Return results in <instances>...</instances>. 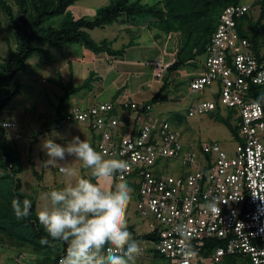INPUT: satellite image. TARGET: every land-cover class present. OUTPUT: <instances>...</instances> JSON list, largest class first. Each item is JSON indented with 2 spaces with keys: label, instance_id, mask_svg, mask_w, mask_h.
Returning a JSON list of instances; mask_svg holds the SVG:
<instances>
[{
  "label": "built area",
  "instance_id": "2783aa9c",
  "mask_svg": "<svg viewBox=\"0 0 264 264\" xmlns=\"http://www.w3.org/2000/svg\"><path fill=\"white\" fill-rule=\"evenodd\" d=\"M250 10L239 4L222 11L202 72L188 87L191 95L210 99L192 102L187 117L219 114L229 120L232 148L217 140L185 139L154 112L156 105L121 98L73 104L56 124H85L106 159L128 162L112 182L134 190L136 212L146 226L142 232L135 227L143 247L138 260L158 255L174 264H223L236 257L240 264H264V105L256 103V90L264 89V49L255 54L237 28ZM166 69L155 65L156 77L163 78Z\"/></svg>",
  "mask_w": 264,
  "mask_h": 264
},
{
  "label": "rangeland",
  "instance_id": "374dc122",
  "mask_svg": "<svg viewBox=\"0 0 264 264\" xmlns=\"http://www.w3.org/2000/svg\"><path fill=\"white\" fill-rule=\"evenodd\" d=\"M13 8L16 19L19 16V7L14 0H7ZM111 0H82L75 3L68 9V12L72 13L75 18H80L84 15L93 17L92 11L97 8L106 6ZM136 1V0H132ZM157 0H142L144 4L153 5ZM261 0H242V4H249L254 6L249 12V16L254 20L260 18L261 6L257 5ZM65 14L51 18L46 21L45 27H58L63 21ZM148 18H138L135 22L139 25ZM151 21L148 19L146 22ZM150 23V22H149ZM146 24V23H145ZM264 25V19L262 20ZM247 22H244V27L247 29ZM147 27V26H146ZM152 33H155L156 37L151 39L149 32H145L140 37L132 41L128 54L133 56L131 58L138 63L143 62V65L136 66H119L115 65L105 74H101V81L96 80L93 74V65L89 62L90 58L86 56V52L89 54L88 49L82 45L74 44L65 48H52L46 44L36 42L35 45L43 47L50 51L51 58L45 59L44 56L36 54L32 59L28 61V67L24 73L18 75L21 90L20 94L13 99L9 106L5 109L2 118L3 122H15L16 128L7 130V138L10 143L15 146L22 154V161L24 164L23 172L19 175L23 191L35 195L37 198V211L43 207L49 201L45 200L42 193L57 188L64 187L67 183H74L79 176H85L89 179L92 177L90 169L84 168L81 161L75 157L66 156L64 161L57 163L56 165H47L45 161L48 159L45 152L42 150L41 145L45 139H52L61 145L67 146L71 142L73 137H80L81 140H88L93 145V136L89 128L82 123L79 124H67L61 129H57L56 124L53 121L56 117L58 107L60 104V97L64 94L63 89L58 85L60 79L67 85L73 87L80 86L82 84L91 82L92 87H100L97 89L100 92L98 98H94V94L88 97L86 94L88 90H83L85 97L83 102L77 100V94L71 96L66 102V110L72 104H78L81 107L92 106L96 103L109 102L113 99L120 98L121 96L138 103H150L151 100L158 94L161 87L164 85L166 76L164 73L163 78L156 77V71L154 64H162L166 67L173 64L175 56L182 51L184 45L181 41L180 33H163L158 32V28L154 25ZM123 26H119L122 29ZM146 30V28H144ZM111 30L103 31V29H95L90 32L91 38L100 42L101 40H109L112 36ZM122 41L127 43L128 35L123 34ZM264 45V32L261 37ZM122 42L117 45V48H121ZM112 46V45H111ZM17 47L16 35L12 29L8 17L0 10V63L3 58L8 55L9 48L15 49ZM264 49V47L262 48ZM169 50L168 57L165 56L166 51ZM87 54V55H88ZM162 58H165V63L162 62ZM153 60V61H152ZM153 65H150V62ZM69 62H71L69 64ZM197 63L199 64L200 62ZM125 69V70H123ZM193 66L189 65L183 68V72L187 77L181 79L179 74H169L168 83L164 89L161 100L162 102L156 104L155 113H161L166 116L185 137V139H202V140H217L226 146L232 148V130L227 124L221 121H217L215 116L208 115L203 117L188 118L186 114L187 107L192 102L202 101L210 99L207 95L201 93L198 95H191L187 90L192 80L193 73H200ZM179 71H182L179 70ZM181 72V74H184ZM142 73V74H140ZM173 76L175 78H173ZM183 78V77H182ZM100 82L94 83V82ZM141 82L145 84L141 85ZM172 87H181L180 89H172ZM103 88V89H101ZM102 90H104L102 92ZM182 91V95H179V91ZM97 92V93H98ZM120 93V94H119ZM118 94V95H116ZM116 95V96H115ZM127 95V96H125ZM130 96V97H128ZM86 97L89 98L88 102ZM95 100H94V99ZM173 120H177L175 123ZM60 164L70 165L77 169L78 176L73 178L65 177L58 171ZM3 171L0 169V174ZM37 173V175L35 174ZM103 187L111 188L114 185L112 180L101 181ZM130 186V185H129ZM131 187V186H130ZM133 189V188H132ZM136 196L134 190L132 193V200L127 210V218L130 225H134L137 231H145L146 226L144 221L140 219L136 212L135 206ZM0 237V264H15L8 258L10 253V246L7 241L2 242ZM33 256H24L17 264H33ZM162 260H138L136 264H166ZM206 264H213L207 262ZM225 264V261L224 263ZM247 264V263H245Z\"/></svg>",
  "mask_w": 264,
  "mask_h": 264
},
{
  "label": "trees",
  "instance_id": "16d2710c",
  "mask_svg": "<svg viewBox=\"0 0 264 264\" xmlns=\"http://www.w3.org/2000/svg\"><path fill=\"white\" fill-rule=\"evenodd\" d=\"M14 1L19 7L17 19L8 1L0 0V10L8 17L17 42V47L9 48L8 55L0 63V169L3 171L0 174V237L3 243L5 241L9 243L10 250H13L6 258L11 262L14 261L15 264L20 261L21 256L29 255L33 256V264H56L61 256L66 254V244L53 241L38 223L37 198L23 191L19 177L24 169L22 154L8 140L7 130L9 129L2 124L5 109L20 94L21 86L17 77L26 71L28 61L36 54L44 56L47 60L51 58L49 50L35 43H43L52 48H65L79 44L95 54L107 53L110 56L122 57L126 47L114 50L111 41L96 42L91 38L89 31L113 25L124 17L131 21L143 17L151 19L163 33H180L184 44L183 52L180 51L175 56L173 64L167 67L165 83L150 101V104L156 105L162 102L161 95L167 86L169 74H174L189 65L198 69L197 71L201 69L202 72V57L217 29L222 11L228 6L243 2L242 0H157L150 5L142 3V0H111L108 5L92 11V18L89 15L75 18L68 9L81 0ZM257 5L261 6L260 18L254 21L247 13L237 21V28L240 36L249 40L252 51L258 55L264 47L261 40L264 32V25H262L264 0ZM253 6L254 4L251 8ZM63 14H65L64 19L58 27L44 26L47 20ZM244 22H247V29L244 27ZM58 85L63 89L64 94L60 97L53 124H57L66 113L65 104L71 96L83 90L92 89L91 82L73 87L69 84L65 85L60 79ZM256 93H260L256 99L264 105V89L256 90ZM215 119L224 122L234 131L229 120L223 119L219 114L215 115ZM173 121L178 123L177 120ZM14 199H19L21 202L24 199L32 201L33 208L28 218L22 220L16 218L12 209ZM128 227L137 239L135 226L130 225L128 221ZM42 240L47 242L41 243ZM150 260H162L169 262L166 264H174L158 255ZM224 261L225 264H240L236 257H227Z\"/></svg>",
  "mask_w": 264,
  "mask_h": 264
},
{
  "label": "clouds",
  "instance_id": "9594fccd",
  "mask_svg": "<svg viewBox=\"0 0 264 264\" xmlns=\"http://www.w3.org/2000/svg\"><path fill=\"white\" fill-rule=\"evenodd\" d=\"M256 103L259 105L260 101ZM41 148L48 157L45 164L54 166L66 156H72L90 169L94 178L79 176L74 183L41 194L49 203L37 211L38 223L53 241L66 244L60 264H136L143 247L128 227L127 210L133 189L125 182L107 189L101 184L102 180L110 181L117 173L126 171L128 162L106 159L105 153L78 136L67 146L45 139ZM59 171L68 178L78 176L77 169L70 165L60 164ZM32 208L30 199L12 201L18 220L28 218ZM209 208L218 211L215 205ZM183 228H180L182 232Z\"/></svg>",
  "mask_w": 264,
  "mask_h": 264
},
{
  "label": "crops",
  "instance_id": "0c3cea01",
  "mask_svg": "<svg viewBox=\"0 0 264 264\" xmlns=\"http://www.w3.org/2000/svg\"><path fill=\"white\" fill-rule=\"evenodd\" d=\"M82 1V0H81ZM79 2V1H78ZM77 3V2H76ZM147 20H145V21H143L140 25H139V23H137V22H135V21H131L130 19L128 20L127 18H122L119 22H117V23H115V24H113V25H110V26H106V27H104V28H98V29H103V31H106V30H111V32H109V33H111V37H110V39H109V41H111L112 42V48L114 49V50H118V48H117V45H119L121 42H122V44H121V48L122 47H126V50H125V53H124V55L122 56V57H119V56H116V57H114V56H110V55H108L107 53H101V54H95L94 52H92V51H90V50H88L90 53L88 54L87 53V51H85L86 53V56L88 57V59L90 58V60H89V62L93 65V67H94V69H93V74H94V77H96V80H98L99 79V81H101V82H103L102 80L103 79H101L102 77H101V74H105L107 71H109L111 68H113L116 64L117 65H119V66H129V67H131V66H138V65H143V62H140V63H138L137 61H134V60H132L131 58H133V56H131V58H129L130 57V55L128 54V52H129V50L131 49V47L130 46H132L131 45V43H132V41L134 40V39H136V38H138V39H140V37H141V35H142V33L143 34H145V32L147 31V32H149L148 34H150L151 35V39L153 40L154 39V37H156V35H155V33H152V30H153V24H152V22L151 21H148V22H146ZM150 22V23H149ZM146 23V24H145ZM123 26V28L122 29H119V26ZM147 26V27H146ZM144 28H146V30L144 29ZM158 30V29H157ZM93 30H91V31H89V34H90V32H92ZM142 32V33H141ZM158 32H159V30H158ZM124 33H126L128 36V41H127V43H124L123 41H122V39H123V37H125L123 34ZM104 40H107V39H104ZM101 41H103V40H101ZM100 41V42H101ZM130 44V45H129ZM133 47V46H132ZM85 48V47H84ZM121 48H119V49H121ZM169 53V50H167L166 51V54L167 55H165V56H167L168 57V54ZM88 54V55H87ZM153 61V60H152ZM150 62V65L152 66L153 65V62ZM166 61H165V58H162V62L161 63H165ZM71 62H69V64H70ZM154 65H156V64H154ZM112 70V69H111ZM123 70H125V69H123ZM153 70H154V68H153ZM200 71V70H199ZM181 72H183V69H182V71H178V72H176V73H174V75L175 74H179V76H180V78L181 79H184V78H186L187 77V75H186V73L185 72H183V73H185V75L184 74H181ZM140 74H142V73H140ZM199 74V73H198ZM198 74H196V73H193V75L194 76H192V79L195 77V76H197ZM183 77V78H182ZM173 78H175L174 76H173ZM94 83H98V84H100V82H98V81H96V82H94ZM142 84H145V82H141V85ZM173 88H175V89H180L181 87H172V89L171 90H173L174 91V89ZM97 89H100V87H92V89L89 91L88 90V92H87V96L88 97H90L91 95H95L94 96V98H98V96H99V94H100V92H98L97 91ZM101 89H103V88H101ZM104 90H102V92H103ZM188 91V90H187ZM98 92V93H97ZM182 91L180 90L179 91V95L181 96L182 95ZM120 94V93H119ZM116 95H118V94H116ZM115 95V96H116ZM125 96H127V95H125ZM85 97V94L83 93V92H81V93H79V94H77V100H79L80 102H83V98ZM88 97H86L87 99H86V101L88 102V100H89V98ZM128 97H130V96H128ZM93 98V99H94ZM121 99H126V98H124V97H120ZM95 100V99H94ZM85 102V101H84ZM83 102V103H84ZM73 105V104H72Z\"/></svg>",
  "mask_w": 264,
  "mask_h": 264
},
{
  "label": "bare ground",
  "instance_id": "6f19581e",
  "mask_svg": "<svg viewBox=\"0 0 264 264\" xmlns=\"http://www.w3.org/2000/svg\"><path fill=\"white\" fill-rule=\"evenodd\" d=\"M166 71V70H165ZM164 76V75H163ZM196 77V76H195ZM162 79V78H161Z\"/></svg>",
  "mask_w": 264,
  "mask_h": 264
}]
</instances>
